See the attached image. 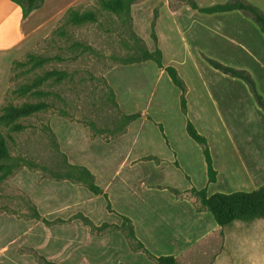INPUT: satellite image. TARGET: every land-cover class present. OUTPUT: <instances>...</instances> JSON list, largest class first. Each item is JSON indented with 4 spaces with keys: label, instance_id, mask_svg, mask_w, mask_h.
Listing matches in <instances>:
<instances>
[{
    "label": "rangeland",
    "instance_id": "374dc122",
    "mask_svg": "<svg viewBox=\"0 0 264 264\" xmlns=\"http://www.w3.org/2000/svg\"><path fill=\"white\" fill-rule=\"evenodd\" d=\"M47 1L44 12L0 39V109L8 103H54V109L25 119L29 128L15 135L12 152L39 167L19 168L0 183V264H154L116 228L122 225L121 213L135 220L136 235L148 251L175 255L179 264H264V219L237 221L222 230L192 192L206 187L208 195L227 194L264 184V111L244 81L207 62L249 72L264 98V34L251 17L241 11L201 14L186 0H136L129 15L116 17L102 11L97 0H74L72 7L96 11L99 21L68 24L63 18L69 7L45 31L25 38L70 0ZM229 1L195 0L200 7ZM242 1L256 7L264 3ZM136 39L151 51L160 49L163 64L175 66L185 81L187 117L209 141L216 183L208 184L207 172L204 178L202 150L186 133L180 92L167 73L152 61L123 63L137 53ZM30 53L46 61L18 66ZM50 70L68 77L61 83L42 81L24 93L27 84ZM37 90L49 95L39 96ZM120 110L143 117L110 142L93 138L86 124L110 129ZM149 138L176 148L179 157L149 156L151 151L167 155ZM64 158L95 175L112 211L103 195L52 176L63 170ZM36 211L56 224L33 219ZM81 216L108 228L92 231Z\"/></svg>",
    "mask_w": 264,
    "mask_h": 264
},
{
    "label": "trees",
    "instance_id": "16d2710c",
    "mask_svg": "<svg viewBox=\"0 0 264 264\" xmlns=\"http://www.w3.org/2000/svg\"><path fill=\"white\" fill-rule=\"evenodd\" d=\"M21 8L22 18L26 19L35 10L40 9L45 0H10ZM192 9L201 14L214 15L219 13H226L231 11H241L248 14L254 23L259 27L264 34V13L256 6L251 5L242 0H232L224 4H217L210 7H200L195 0H186ZM102 11L112 14L116 17L123 15H129L132 6L136 3V0H97ZM68 24L74 26H83L90 23H97L99 21V15L96 11L87 10L81 11L78 7H70L63 18ZM137 40V39H136ZM137 53L127 58L123 63H141L145 61H152L161 70H164L169 76L173 85L180 92V108L182 113L187 117V93L188 88L180 76L177 68L173 65L165 66L163 64V54L160 49L154 51L149 50L141 40H137L136 44ZM45 58L30 53L26 57V61H19L18 66L37 67L45 62ZM208 64L215 70L223 73L224 75L240 79L244 81L250 88L257 105L264 111V98L258 92L257 85L254 78L245 70H238L229 66H226L216 60L207 59ZM68 74L64 71L50 70L45 72V75L38 80L33 81L31 84H27L24 93L31 91L37 87L42 81L54 79L55 82L61 83L66 80ZM39 96L49 95V92L44 90H37L35 92ZM56 96L66 102L61 94ZM116 108H120L117 102H113ZM66 105V103H65ZM54 109V103L48 100H38L35 102H24L21 105H15L8 103L0 109V127L7 129L5 133L0 131V183L7 179L15 170L22 167H39L36 161L22 156L21 154H14L13 148L17 146V138L15 135L25 132L29 125H26L24 120L39 113ZM121 111V110H120ZM142 117V113H121L117 119L113 122L112 128H99L94 122L87 123L90 128L93 138H104L106 142H110L121 135H123L128 127L138 119ZM159 130L164 138V129L161 124H158ZM186 132L191 140H193L198 146L201 147L202 153L205 159L207 167L208 184H214L217 181V170L214 166L211 149L208 139L205 135L201 134L192 121L187 117ZM14 133V134H13ZM63 170L51 173L56 180H69L77 184L85 186L92 194L96 196L103 195L107 202V209L112 211L111 203L108 195L104 192L101 186L96 182L95 175L85 166H77L68 162L67 158L63 159ZM192 192L198 197L202 208L209 212L216 224L223 230L225 227L230 226L234 222L243 221L248 222L255 219H264V184L259 188L252 191H234L232 193H214L208 195L207 188L197 190L192 188ZM33 219L41 220L47 225H54L56 222H52L44 217L39 212H35L32 216ZM122 225L116 227L118 230H122L125 236L129 240L136 241L140 248L144 250L154 264H179L177 258L174 255H161L155 256L148 251L144 244L138 239L133 221L125 215H121ZM83 222L87 223L91 227L92 231H100L108 228L106 224L98 227L94 225L89 219L81 216ZM112 231V230H111Z\"/></svg>",
    "mask_w": 264,
    "mask_h": 264
},
{
    "label": "crops",
    "instance_id": "0c3cea01",
    "mask_svg": "<svg viewBox=\"0 0 264 264\" xmlns=\"http://www.w3.org/2000/svg\"><path fill=\"white\" fill-rule=\"evenodd\" d=\"M74 0H70V1H68V2H66V3H64V4H60L59 5V7L58 6H56L55 8H57L58 10L55 12V13H53V14H51V16L48 18V19H46L45 21H41L40 23H38L37 25H35L32 29H31V31H29L28 32V34H27V36L25 37V38H27V37H29L30 35L31 36H33L34 34H38V33H40V32H42V31H45L46 30V25L48 24V23H51L52 21H54L55 19L57 20L58 18H59V16L60 15H63V13H64V11L65 10H67L69 7H72L71 6V3L73 2ZM45 4L40 8V9H37V10H35L33 13H31V15L29 16V17H27L26 19H23L22 18V11H21V8L19 7V6H17L16 4H14V3H12L10 0H0V39H3L4 37H6V36H9V35H11V34H13V33H18L19 31H20V28H23V26H25L26 25V23H28L29 21H31L32 20V18L34 17V16H36L37 14H41L42 12H44L45 10L44 9H46L47 7H48V4H49V2L47 1V0H45ZM262 2V1H261ZM255 4V3H254ZM259 7V9L264 13V3H263V5H258ZM208 7V6H207ZM231 12H233V11H231ZM226 13H228V12H226ZM219 14H222V13H219ZM214 15H217V14H214ZM34 28H36V29H34ZM259 28V27H258ZM261 31V30H260ZM263 34V33H262ZM261 65H263V67H264V63H261ZM185 116V115H184ZM142 117H143V115H142ZM141 117V118H142ZM140 118V119H141ZM185 118H186V116H185ZM149 119H151V118H149ZM139 120V119H138ZM137 120V121H138ZM136 122V121H135ZM186 122H187V118H186ZM134 123V122H133ZM132 123V124H133ZM158 126V125H157ZM197 128V127H196ZM158 129H159V127H158ZM164 129V128H163ZM159 132H160V130H159ZM187 133V132H186ZM160 134H161V132H160ZM165 134V133H164ZM161 136H162V134H161ZM163 137V136H162ZM189 137V136H188ZM164 138V137H163ZM164 139H166V138H164ZM149 140H150V142H151V138H149ZM154 143H152V144H155L158 148H163V150H165L166 152H167V155H163L162 153H160V152H157V151H151L150 153H149V156H156V157H159L160 159H162V160H168L170 157H171V154H177V156L179 157V155H178V153H177V149L176 148H174V147H171V148H169V147H161V145L159 144V142L158 143H156L155 141H153ZM209 142V141H208ZM200 147V146H199ZM201 148V147H200ZM202 150V149H201ZM203 154V153H202ZM204 157V156H203ZM204 162H205V159H204ZM205 166H206V163H205ZM183 168L185 169V167H184V165H183ZM207 168V167H206ZM151 170H150V168H149V172H150ZM185 171L189 174V172L185 169ZM206 172H207V169H206V171H205V173H204V178H205V180H206ZM151 173H153V172H151ZM153 175H155V176H160V175H162V172L161 173H159V174H155V173H153ZM163 175H164V173H163ZM190 176H191V174H189ZM192 177V176H191ZM192 181H193V177H192ZM155 182H159V180H156V181H153V182H151V183H155ZM205 182V181H204ZM207 182H208V178H207ZM100 186V185H99ZM105 192V191H104ZM106 193V192H105ZM107 194V193H106ZM209 195H211V194H209ZM209 213V212H208ZM121 215H125V216H128L131 220H133L134 221V223H135V226H136V222H135V220L131 217V215H129V214H122L121 213ZM120 215V216H121ZM122 219V218H121ZM136 231H137V233H138V230H137V226H136ZM139 234V233H138ZM154 255V254H153ZM102 256H106V253H104ZM155 256H161V255H155ZM175 256V255H174ZM98 257V256H97ZM96 257V258H97ZM102 258V259H100V262L99 263H103L104 262V260H105V258ZM176 257V256H175ZM99 258V257H98ZM177 258V257H176Z\"/></svg>",
    "mask_w": 264,
    "mask_h": 264
}]
</instances>
